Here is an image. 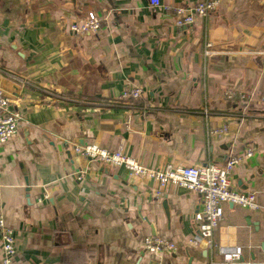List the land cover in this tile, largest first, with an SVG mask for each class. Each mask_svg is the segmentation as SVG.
I'll use <instances>...</instances> for the list:
<instances>
[{
    "label": "crops",
    "instance_id": "0c3cea01",
    "mask_svg": "<svg viewBox=\"0 0 264 264\" xmlns=\"http://www.w3.org/2000/svg\"><path fill=\"white\" fill-rule=\"evenodd\" d=\"M198 1L0 0V89L19 117L0 143V218L16 238L14 264H218L234 246L236 264H264V207L224 204L209 246L194 220L199 194L73 150L122 145L162 168L222 164L250 148L230 184L264 205V0H219L175 26L173 9ZM88 12L98 31L73 34ZM131 88L138 99L120 98ZM151 235L176 249L146 252Z\"/></svg>",
    "mask_w": 264,
    "mask_h": 264
},
{
    "label": "built area",
    "instance_id": "2783aa9c",
    "mask_svg": "<svg viewBox=\"0 0 264 264\" xmlns=\"http://www.w3.org/2000/svg\"><path fill=\"white\" fill-rule=\"evenodd\" d=\"M152 7H160V0H148ZM219 0H200L188 9L181 7L173 9L174 25L184 27L194 22L195 16L206 17L219 5ZM165 11H171L163 7ZM100 19L94 12H88L81 22H73L69 29L75 35L96 33L99 29ZM209 45V44H208ZM231 97V89L225 92ZM141 95L139 88H131L120 94L122 99H138ZM11 101L0 89V143L7 141L17 131L18 114L10 107ZM226 127L214 129L211 133H221ZM75 153L89 159L97 160L110 167L122 166L131 176H145L155 180L160 186L175 185L199 194L202 207L194 215L200 239L211 246L213 232L218 226L223 215V205L231 203L249 210H259L261 205L253 193L235 191L231 188L230 175L233 167L244 157L250 156L252 150L248 148L244 153L229 154L222 163H205L196 165L167 164L162 168H150L138 163L133 157L122 152V145L110 151L95 142L74 144ZM80 179L79 176H77ZM0 238L2 253L0 264H14L16 253V238L12 228L8 227L0 218ZM196 238H190L188 243L197 245ZM143 248L146 252L157 254L163 251H174L176 244L163 237L151 235L143 239ZM241 260V247L234 246L222 249L221 259L218 264H236Z\"/></svg>",
    "mask_w": 264,
    "mask_h": 264
}]
</instances>
